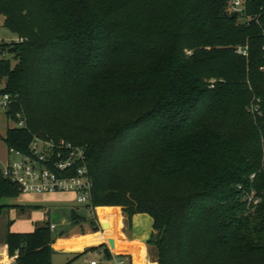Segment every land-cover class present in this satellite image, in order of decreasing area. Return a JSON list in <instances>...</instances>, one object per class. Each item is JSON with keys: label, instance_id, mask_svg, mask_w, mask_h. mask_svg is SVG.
I'll return each instance as SVG.
<instances>
[{"label": "trees", "instance_id": "1", "mask_svg": "<svg viewBox=\"0 0 264 264\" xmlns=\"http://www.w3.org/2000/svg\"><path fill=\"white\" fill-rule=\"evenodd\" d=\"M231 2L0 0L25 40L0 46L7 118L27 122L9 150L36 134L86 149L88 207L150 216L158 264H264V36ZM21 194L0 167V214ZM55 242L44 223L5 244L12 264H53Z\"/></svg>", "mask_w": 264, "mask_h": 264}, {"label": "rangeland", "instance_id": "2", "mask_svg": "<svg viewBox=\"0 0 264 264\" xmlns=\"http://www.w3.org/2000/svg\"><path fill=\"white\" fill-rule=\"evenodd\" d=\"M230 7L231 4L229 9ZM237 17L238 23L244 24L245 20ZM3 31L6 35L5 42L15 43L16 38L13 34L0 27V32ZM0 87L3 88L4 84H1ZM0 100V167L4 170L9 161L19 159L10 154L9 147L4 141L8 128H18L19 123L8 120L2 97ZM40 196L46 199L45 202L26 210L27 215L24 216V211L20 206H26L31 198ZM2 205L6 208L0 214V241L7 237L9 230L30 233L35 229V223L41 225L47 220L50 225L57 227L53 231V237L56 240L55 250L58 253L54 256L53 264H91L92 262L116 264L119 261L118 257L108 259L102 249H91V245L96 242L92 234L98 232L95 230V225H99L98 219L93 215V211L88 205L79 203L78 196L74 193L21 194L18 198L2 201ZM74 212L80 218L78 223L74 221ZM143 221L141 234L149 235L153 220L146 215L143 216ZM145 245L148 254L147 263L140 259L139 264H158L157 248L150 245L149 242H146Z\"/></svg>", "mask_w": 264, "mask_h": 264}, {"label": "built area", "instance_id": "3", "mask_svg": "<svg viewBox=\"0 0 264 264\" xmlns=\"http://www.w3.org/2000/svg\"><path fill=\"white\" fill-rule=\"evenodd\" d=\"M253 0H232L230 13H235L239 18L244 19L245 25L255 23L264 36V11L259 14H248V8ZM25 40L17 37L16 44H22ZM264 50V48H263ZM237 54L248 57V47L238 48ZM192 55V52L189 53ZM9 55L0 48V60L8 59ZM217 80H213L211 88H215ZM1 85V84H0ZM3 88L0 87V91ZM3 106L9 110L12 104L10 95H1ZM1 101V100H0ZM254 112H259V108H253ZM18 128H27L24 115H18ZM11 155L19 159L9 161L3 170L4 177L15 184L22 194L45 195L58 192L74 193L78 196L81 204L89 205L92 201L94 181L88 164L86 149L74 145L65 140H59L36 134L29 152L24 153L16 149L10 151ZM52 231L55 229L51 226ZM115 258V256H113ZM13 258H11V264ZM91 264H98L92 262ZM116 264H128L125 259L119 258Z\"/></svg>", "mask_w": 264, "mask_h": 264}, {"label": "crops", "instance_id": "4", "mask_svg": "<svg viewBox=\"0 0 264 264\" xmlns=\"http://www.w3.org/2000/svg\"><path fill=\"white\" fill-rule=\"evenodd\" d=\"M0 27L7 30L4 26V20L2 18H0ZM13 36L17 38V36L15 35ZM4 37H6L4 31L0 32V46L2 44L10 43V41L5 42ZM45 200L46 199H44L41 196L36 198L35 197L31 198L27 202L28 205L20 206V208H22L24 211L23 215L26 216L27 215L26 210L36 207L40 203H44ZM92 211H93V215L98 219L99 225H98V232L92 234V237L96 239V242H94L91 245V249H98L102 245H106L109 251L111 252L112 256L123 258L126 260L128 264H139L140 259H142L144 262L147 263L148 254L145 243L149 242L152 237L151 235L154 232V228H153L154 222L150 230L151 234L149 233V235H144V233L141 234L140 230H141V224L142 222H144L143 216L146 215L135 216L133 219V226L129 227L128 218L124 214L121 208L118 207L97 208ZM44 223L50 224V222H47V220H45V222H43L42 224ZM39 224L35 223V229ZM51 226L55 227L54 230L57 229L56 225H51ZM35 229L32 232H34ZM13 233H20V232H13ZM6 238L0 241V264H11V257L9 255L8 248L6 247L5 244ZM114 245L118 246L117 251H115ZM53 249H54V255H53V260H54L55 254L58 253L55 250L56 242L53 246ZM103 251L105 252V249ZM86 253H88V250Z\"/></svg>", "mask_w": 264, "mask_h": 264}, {"label": "water", "instance_id": "5", "mask_svg": "<svg viewBox=\"0 0 264 264\" xmlns=\"http://www.w3.org/2000/svg\"><path fill=\"white\" fill-rule=\"evenodd\" d=\"M232 17L235 18L236 17V14L235 13H232Z\"/></svg>", "mask_w": 264, "mask_h": 264}, {"label": "bare ground", "instance_id": "6", "mask_svg": "<svg viewBox=\"0 0 264 264\" xmlns=\"http://www.w3.org/2000/svg\"><path fill=\"white\" fill-rule=\"evenodd\" d=\"M118 250V248H115V251Z\"/></svg>", "mask_w": 264, "mask_h": 264}]
</instances>
